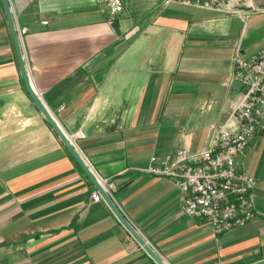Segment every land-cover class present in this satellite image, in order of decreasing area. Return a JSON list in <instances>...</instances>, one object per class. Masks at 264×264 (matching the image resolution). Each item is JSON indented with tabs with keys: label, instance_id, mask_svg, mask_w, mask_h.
I'll return each instance as SVG.
<instances>
[{
	"label": "crops",
	"instance_id": "obj_1",
	"mask_svg": "<svg viewBox=\"0 0 264 264\" xmlns=\"http://www.w3.org/2000/svg\"><path fill=\"white\" fill-rule=\"evenodd\" d=\"M8 1L31 86L163 262L264 264V132L238 165L256 179V219L230 232L186 215L172 180L138 170L202 149L225 120L241 96L228 84L236 46L264 45V0L244 21L164 0H122L113 18L107 0ZM95 191L25 88L0 0V264H157Z\"/></svg>",
	"mask_w": 264,
	"mask_h": 264
},
{
	"label": "built area",
	"instance_id": "obj_2",
	"mask_svg": "<svg viewBox=\"0 0 264 264\" xmlns=\"http://www.w3.org/2000/svg\"><path fill=\"white\" fill-rule=\"evenodd\" d=\"M254 2L164 0L163 4L209 9L244 21L254 11ZM107 5L112 18L123 10L122 0H107ZM16 31L21 41L26 30ZM234 82L241 87L240 99L224 121L210 127L202 149L193 151L182 147L165 156L153 155L146 167L138 168L172 180L179 191L182 211L208 222L217 235L244 227L256 219L252 199L256 179L238 165L256 135L264 132V45L249 53L243 52L239 44L236 46L228 84ZM76 135H82L81 131ZM100 198L99 191L92 193L94 201Z\"/></svg>",
	"mask_w": 264,
	"mask_h": 264
},
{
	"label": "water",
	"instance_id": "obj_3",
	"mask_svg": "<svg viewBox=\"0 0 264 264\" xmlns=\"http://www.w3.org/2000/svg\"><path fill=\"white\" fill-rule=\"evenodd\" d=\"M1 1L3 3L4 9H5V12H6V16H7V20H8V24H9V28H10V32H11V36H12V40H13V44H14V47H15L17 59H18L19 66H20L21 76H22L25 88H26L29 96L33 100L35 106L44 115V117L47 119L49 124L52 126V128L54 129L56 134L60 137V139L65 144V146L68 148V150L71 152V154L74 156L76 161L80 164L82 169L85 171L86 175L89 177L90 181L98 189L99 193L104 198V200L107 202V204L112 209V211L114 212L116 217L120 220V222L134 236V238L142 245V247L154 259V261L157 264H165L163 262V260L151 248V246L145 241V239L138 233V231L135 229V227L122 215V213L120 212V210L118 209L117 205L112 200L110 195L106 191H104L102 189V187L99 185L97 179L95 178V176L91 172L90 168L86 165V163L83 161V159L81 158L80 154L78 153V151L74 147V145H73V143H72V141L70 139V136L67 133H65L64 131L61 130L60 126L57 124V122L55 121V119L53 118V116L51 115V113L49 112L47 107L45 106V104L42 102L40 97L37 95L36 91L31 86V83H30V80H29V76H28V72L26 70L25 63H24V60H23V55H22V50H21V47H20V42H19L18 37H17V31H16V27H15V24H14L13 14H12V10H11V7H10V3H9L8 0H1ZM112 27L117 32L118 29H117L116 23H112Z\"/></svg>",
	"mask_w": 264,
	"mask_h": 264
}]
</instances>
